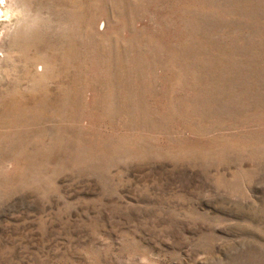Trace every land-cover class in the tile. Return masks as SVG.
<instances>
[{
    "label": "rangeland",
    "instance_id": "obj_1",
    "mask_svg": "<svg viewBox=\"0 0 264 264\" xmlns=\"http://www.w3.org/2000/svg\"><path fill=\"white\" fill-rule=\"evenodd\" d=\"M0 264H264V0H0Z\"/></svg>",
    "mask_w": 264,
    "mask_h": 264
},
{
    "label": "bare ground",
    "instance_id": "obj_2",
    "mask_svg": "<svg viewBox=\"0 0 264 264\" xmlns=\"http://www.w3.org/2000/svg\"><path fill=\"white\" fill-rule=\"evenodd\" d=\"M8 8V7H7ZM5 10H6V8H5ZM2 11V10H1ZM12 11H7V12H4L3 13V11H2V13L4 14V16H6V15H8V14H10Z\"/></svg>",
    "mask_w": 264,
    "mask_h": 264
}]
</instances>
